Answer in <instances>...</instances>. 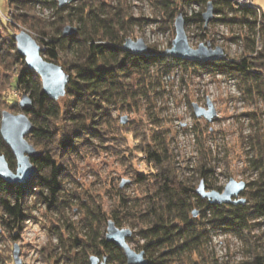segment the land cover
<instances>
[{
	"label": "trees",
	"instance_id": "obj_1",
	"mask_svg": "<svg viewBox=\"0 0 264 264\" xmlns=\"http://www.w3.org/2000/svg\"><path fill=\"white\" fill-rule=\"evenodd\" d=\"M154 1L171 20L179 1L186 6L202 7L213 1L216 12L235 14L232 18L225 16L221 19L223 22L237 24L241 29L247 27L251 34L260 35L264 41V8L254 2L243 5L233 0ZM9 3L13 17L12 22L6 20L0 27V67L5 65L3 61L7 63L6 69L15 67V70L12 68L13 85L34 99L33 109L27 112L34 124L28 139L39 151L32 158L38 170L33 180L12 184L0 177V229L8 231L15 240L20 239L23 223L29 217L25 202L33 185L39 188L36 193L50 208L59 209L66 201L62 196V178L71 155L81 152L78 141L90 136H107L109 146L115 148L123 138L121 125L113 118L110 105L122 99L136 100L137 88L131 82L134 74L146 75L152 66L166 63L199 66L206 71L234 76L240 80L245 94L264 97V50L257 49L255 37L244 36L252 43V52L237 59L185 60L160 52L156 46L149 54H137L125 49L124 43L129 26L135 21L144 22V18H133L122 5L111 6L105 0H80L76 5L71 2L64 7L57 0H9ZM35 3L55 7L56 17L48 21L38 16L33 10ZM0 11L3 10L0 8ZM179 12L183 13L182 9ZM202 14V11L196 14L200 22ZM185 20L190 21L187 17ZM73 23H77V31L64 36V28ZM19 25L36 34L34 38L43 48L45 58L61 64L70 74L64 105L44 93L41 77L26 65L18 51L14 32ZM11 107L19 109L18 105ZM249 115L258 117L255 113ZM138 128L142 129L139 123L133 129ZM116 136L121 138L116 140ZM141 136H150V133L142 132ZM261 140L259 131L251 136L255 159L264 162ZM141 151L151 167L150 172L135 171L138 183L145 188L144 199L131 205L130 199L123 197L120 209L112 213L114 219H108L100 207L97 211L91 210L90 215L99 222L98 226L105 228L109 220L118 227L122 218L130 221L144 239L141 250L146 253L147 264H220L206 253L212 230L232 232L244 242L247 258L239 264H264V170L257 180L249 183L251 189L245 203L218 205L199 196L194 184L179 177L161 132L154 128L152 139L141 146ZM0 153L6 155L15 169V155L1 135ZM199 171L201 178H205L209 170L204 164ZM195 206L201 208V216H194ZM91 229L84 239L75 236L72 249L77 251L72 255L69 250L67 259L74 264H90L92 256L100 260L106 256L107 264H127L122 248L108 242L106 233H100L93 224ZM61 240L64 242L63 237Z\"/></svg>",
	"mask_w": 264,
	"mask_h": 264
},
{
	"label": "rangeland",
	"instance_id": "obj_2",
	"mask_svg": "<svg viewBox=\"0 0 264 264\" xmlns=\"http://www.w3.org/2000/svg\"><path fill=\"white\" fill-rule=\"evenodd\" d=\"M79 1H74V4ZM105 1L111 6L122 5L133 18H144V22L135 21L129 26L127 38H142L152 49L156 46L158 51L169 55H172L168 50L176 36L175 20L180 9L184 17L190 19L185 28L192 47L196 48L202 43L221 46L225 52L221 58L237 59L251 54L252 43L247 37L244 38L249 35L256 38L257 49L264 50V41L260 35L251 34L247 27L241 29L237 24L221 20L225 16L235 17L234 13L228 12L225 15L215 11L213 20L207 25L204 20L200 22L196 14L200 11L204 13L207 4L203 7L198 4L186 6L179 1L171 20L170 16L161 12L154 0ZM250 1L264 8V0ZM34 5V12L41 18L52 21L56 17L55 7L41 3ZM0 6L3 10L0 11L1 27L6 20L12 22L13 7L9 0H0ZM75 25L77 23L72 24ZM22 29L36 36L29 28L21 25L17 26L14 34ZM1 63L7 66L6 61ZM5 65L0 67V123L4 110L19 113L21 108L18 103L26 92L13 85L12 71L15 67H12L13 70L6 69ZM133 76L131 82L137 88L136 100L122 99L110 105L113 118L121 125L123 138L116 143L115 148L109 146L107 136H90L76 143L81 152L73 153L66 163L68 170L62 178V196L66 201L61 203L59 209L50 208L36 193L39 188L32 186L25 202L29 217L23 223L20 239L15 240L8 231L0 229V264H15V245L20 248L21 264H74L67 257L69 250L72 255L77 251L72 249L75 236L84 239L92 230V224L93 228H99L100 233L107 232V224L105 228L98 226L99 222L90 215L91 210L97 211L100 207L108 219H114L112 213L120 209L123 197L129 198L131 205L144 199L145 188L138 183L135 171L151 170L141 146L152 139L154 128L165 138L178 175L183 181L194 184L195 190L203 182L207 190L219 191L232 178L245 181L247 187L240 198L248 199L251 189L249 183L257 180L264 170V162L255 159L251 143V136L258 131L264 142V97L245 94L240 80L234 76L206 71L199 66L166 63L163 66H152L146 75ZM209 100L217 115L212 120L204 116L197 117L193 103L207 108ZM59 102L62 105L67 103L65 96ZM12 104L15 107L18 105L19 109L13 110ZM251 113L258 117L249 115ZM123 117H127L125 123L121 121ZM138 123L142 129H133L138 127ZM135 132L138 134L135 135ZM142 132L150 133V136H141ZM119 138L121 136H116V140ZM86 141L88 144H85ZM204 164L209 171L205 178H201L199 167ZM194 211L197 212L194 216H201L199 206H195ZM119 227L132 230V237L128 241L134 249L140 251L144 239L137 232L138 229L124 218ZM211 232L207 256L216 258L220 264H239L247 258L246 246L237 235L227 231Z\"/></svg>",
	"mask_w": 264,
	"mask_h": 264
},
{
	"label": "water",
	"instance_id": "obj_3",
	"mask_svg": "<svg viewBox=\"0 0 264 264\" xmlns=\"http://www.w3.org/2000/svg\"><path fill=\"white\" fill-rule=\"evenodd\" d=\"M74 1L76 0H58L60 7ZM215 11L213 1H209L206 11L202 14L205 25L213 20ZM185 24V17L183 13L179 12L175 20L176 36L172 42V47L168 50L170 54L181 59L193 61L217 59L225 55L221 46L213 47L211 44L205 45L202 43L196 48L192 47L188 40ZM76 31L77 27L67 25L64 28L63 35H72ZM14 38L18 51L25 58L26 65L41 77L44 93L56 100L65 96L71 77L64 67L43 56V48L29 31L22 29L14 34ZM124 48L137 54H149L152 51V47L142 38L137 40L127 38ZM18 104L22 111L14 113L4 110L0 123V135L10 146L16 158V168L13 169L6 155L0 153V177L12 184L30 182L35 178L38 171L32 158L37 157L39 151L28 139V135L34 129V124L27 112L33 109L34 99L29 93L25 92L22 94ZM193 108L197 117L204 116L208 120H212L217 115V111L210 100L207 102V108L197 103H193ZM126 121L127 117H123L122 123ZM246 187L245 181H237L232 178L221 191L216 189L207 190L202 182L196 192L212 204H237L246 202L244 198H240ZM196 213L195 211V215ZM132 233L130 228H120L113 220H109L106 240L123 249L127 264H147L148 259L145 251L134 249L128 241ZM106 259L107 257L105 256L100 261L98 256H92L90 264H107ZM14 261L15 264H21L20 248L17 245L14 248Z\"/></svg>",
	"mask_w": 264,
	"mask_h": 264
},
{
	"label": "built area",
	"instance_id": "obj_4",
	"mask_svg": "<svg viewBox=\"0 0 264 264\" xmlns=\"http://www.w3.org/2000/svg\"><path fill=\"white\" fill-rule=\"evenodd\" d=\"M233 1H236L237 3H241V4H251L252 1L250 0H233Z\"/></svg>",
	"mask_w": 264,
	"mask_h": 264
}]
</instances>
